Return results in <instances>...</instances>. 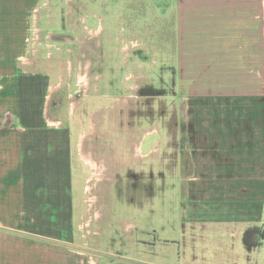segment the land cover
Returning a JSON list of instances; mask_svg holds the SVG:
<instances>
[{
	"label": "crops",
	"instance_id": "crops-1",
	"mask_svg": "<svg viewBox=\"0 0 264 264\" xmlns=\"http://www.w3.org/2000/svg\"><path fill=\"white\" fill-rule=\"evenodd\" d=\"M59 1L86 13L91 82L104 42L88 0H0V264H264V0H116L114 54L132 69V49H153L178 82L184 207L177 237L124 234L112 249L87 235L84 137L47 106L49 71L71 46L28 44Z\"/></svg>",
	"mask_w": 264,
	"mask_h": 264
},
{
	"label": "rangeland",
	"instance_id": "rangeland-1",
	"mask_svg": "<svg viewBox=\"0 0 264 264\" xmlns=\"http://www.w3.org/2000/svg\"><path fill=\"white\" fill-rule=\"evenodd\" d=\"M88 2L93 5L94 15L87 23L101 26L103 33L99 37L104 42L99 54L91 56V82L80 65L83 51L87 52L82 41L87 40L82 38L79 21L86 13L79 11L77 1L73 2V18L66 14L62 1L55 3L54 17L42 13L34 24L45 32L38 37L30 34L28 41L30 51L41 43L71 46V53L55 60L49 71L58 87L52 90L54 96L48 99L47 106L51 117L58 116L74 135L80 132L84 137L82 149L90 173L84 213L89 221L87 235L91 241L100 240V246L106 249L116 247L115 237L124 234L145 238L154 231L177 237L184 207V183L176 166L175 141L184 133L178 82L164 79L162 55L153 58V49L149 55L141 48L132 49L138 62L128 68L124 58L114 54V43L108 44L110 37L114 40L120 33L117 1ZM73 29L76 32L72 34ZM66 56L71 59L69 63ZM44 67L48 69L46 62Z\"/></svg>",
	"mask_w": 264,
	"mask_h": 264
}]
</instances>
